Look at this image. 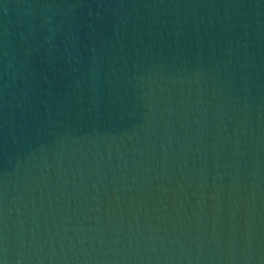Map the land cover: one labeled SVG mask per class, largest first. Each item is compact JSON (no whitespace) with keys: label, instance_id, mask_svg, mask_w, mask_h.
I'll return each instance as SVG.
<instances>
[{"label":"water","instance_id":"water-1","mask_svg":"<svg viewBox=\"0 0 264 264\" xmlns=\"http://www.w3.org/2000/svg\"><path fill=\"white\" fill-rule=\"evenodd\" d=\"M0 264H264V0H0Z\"/></svg>","mask_w":264,"mask_h":264}]
</instances>
